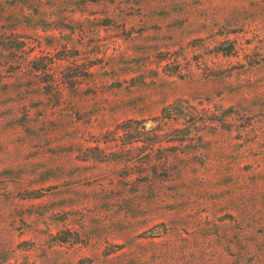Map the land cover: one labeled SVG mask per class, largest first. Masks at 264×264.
<instances>
[{
    "label": "rangeland",
    "instance_id": "374dc122",
    "mask_svg": "<svg viewBox=\"0 0 264 264\" xmlns=\"http://www.w3.org/2000/svg\"><path fill=\"white\" fill-rule=\"evenodd\" d=\"M0 264H264V0H0Z\"/></svg>",
    "mask_w": 264,
    "mask_h": 264
}]
</instances>
